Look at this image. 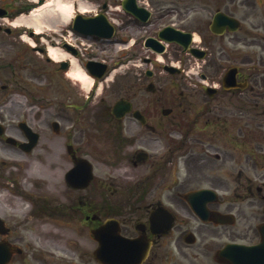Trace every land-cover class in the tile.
I'll return each mask as SVG.
<instances>
[{
  "label": "flooded vegetation",
  "instance_id": "flooded-vegetation-1",
  "mask_svg": "<svg viewBox=\"0 0 264 264\" xmlns=\"http://www.w3.org/2000/svg\"><path fill=\"white\" fill-rule=\"evenodd\" d=\"M123 1L112 0L113 8L119 6V11L112 10V39L96 38V54L78 51L84 67L90 60L108 65L107 75L95 79L102 82V96L85 99L80 85L66 80L70 61L55 64L45 49L38 63L25 60L20 66L29 74L45 73L49 86L56 81L65 94L59 115L64 125L61 151L66 172L82 158L93 168L125 167L134 174L126 196H116L115 187L111 202L103 198L96 205L80 197L72 202L71 210L76 218L86 210L109 211L120 221L123 236H144L151 243L144 264H220L214 262L220 249L230 242L258 244V228L264 224V0H231L243 12L238 18L240 29L221 36L213 34L209 24L218 11L234 16L229 0L219 1L215 12L213 0H205L209 37L199 31L201 40L196 44L194 39L192 47L208 52L214 40L228 46L259 47L258 53L237 51L241 67L232 89L210 73L189 74L186 69L194 56L159 36L167 26L194 34L193 8H182L174 0H128L126 11ZM12 2L0 0V15L11 17L17 11ZM155 41L166 44L163 53H158L161 46ZM61 45L66 52L76 50ZM119 46L126 51L117 52ZM234 50L222 49L221 56L229 58ZM249 62L253 65L246 68ZM166 66L179 72L171 73ZM199 74H204L207 86L199 84ZM120 100L131 106L123 117L113 113ZM201 189L216 193L200 198L208 210L236 213L237 223L231 227H242L234 237H229V226L201 220L184 198ZM229 189H234L236 199L229 200ZM91 223L94 228L100 220Z\"/></svg>",
  "mask_w": 264,
  "mask_h": 264
},
{
  "label": "rangeland",
  "instance_id": "rangeland-1",
  "mask_svg": "<svg viewBox=\"0 0 264 264\" xmlns=\"http://www.w3.org/2000/svg\"><path fill=\"white\" fill-rule=\"evenodd\" d=\"M28 2V0H26ZM51 1V0H50ZM90 4H93L95 7L98 5H102L105 1L110 2L112 4V0H88ZM217 0H214L216 2ZM221 1V0H218ZM195 2V3H194ZM174 3L179 4L182 8L190 6L192 8H196L195 11H199L201 6H204L205 1L201 3V5L196 2V0L186 1V0H174ZM235 4L229 1V6H231V9L235 12L236 16H242L243 12L242 10L238 9ZM75 10H77L75 8ZM77 11L74 13L76 14ZM205 14H209V8L205 11ZM200 14H196L198 17ZM42 21H40V25L44 26V30L46 32H49L47 30V24H45L47 18L44 19V17L41 18ZM200 20L202 22L200 23ZM207 22V17H200L198 18L197 24V32L203 31ZM53 26L59 27L64 26V24H61L60 22L57 24H54ZM29 30V29H26ZM28 32V31H27ZM72 37H74L72 35ZM70 37V39H72ZM39 41V40H38ZM25 45V43L22 41V38H19V36H7L6 34L0 33V122L7 125L8 128V135L15 137L16 135L19 136L20 131L17 128L16 130V119L15 117H19V113H23L24 109H21L20 107L16 106L15 108H2L4 106L8 105V101L10 102L11 99L14 98L15 92H20V97H24L25 92H21L18 90L17 83L12 79L14 77L20 76L22 80L25 81V83L30 80L31 76L29 74V71L21 70L19 71L20 64L25 62L26 55L25 53H20V47ZM38 45L41 47L43 46L42 42L39 41ZM83 45V44H82ZM90 43L84 45L85 48H91ZM93 46H96L95 43H93ZM220 44L214 45L215 51H220ZM92 49V48H91ZM245 50H255L254 48L251 49H245ZM83 51H87L84 49ZM23 52V51H22ZM25 52V51H24ZM97 53V52H96ZM95 53V54H96ZM29 55H33L31 58L35 57L36 59L40 57L39 54H37L34 51H29ZM61 54H58V57H60ZM219 58V55H218ZM225 58H219L218 60H215L212 57L207 58V62H199V61H192L190 64V68L194 70L199 69H207L210 73L214 74L219 70L222 71V69L225 67L226 64H232L237 63V59L231 58L228 59V62L222 61ZM24 62H23V61ZM184 64V62H183ZM222 64H225L224 66H221ZM13 65V66H12ZM18 67L17 73H14L13 67ZM14 67V68H15ZM12 70V71H11ZM12 72V73H11ZM21 74V75H20ZM39 74V73H38ZM45 80L44 78L40 77V80ZM67 80V78H66ZM69 81V80H68ZM2 86H5V88H2ZM15 116V117H14ZM22 116H30L28 113L23 114ZM39 116V115H37ZM40 119L31 117L28 121L32 124L39 127V130L42 132H46L47 134L43 135L42 142L37 146L34 152L27 154V156L23 155L21 152H19L16 148H13L12 146L6 144L3 140H0V173H5V176H9L11 181H19L18 172H16V169L19 168H12L11 173L10 170H8V164L7 162H10L11 159H15L16 157L20 158H27L30 161L35 160L38 163L42 164L41 169H46L47 166H49L51 169H55L58 171V173L62 177V185L57 184L53 188H51L49 191L48 189L43 186L42 188L35 189V194L41 198H43L46 195L54 194L57 198H61L64 196L72 195L73 192L69 189H66L67 186L64 183L63 177H64V166L63 161L61 158V142L62 137L61 136H52L49 135V133L52 131L50 126H47L48 122L43 119V116H39ZM7 161V162H5ZM50 162H53V165L51 167ZM45 172V171H42ZM9 174V175H8ZM96 176L99 177L101 180H103L106 184L105 188L100 187L99 183H96L95 186L88 192L85 193L87 198H95L92 200L94 204H97L99 202H102V198L105 196L112 197V187L119 188L120 191H125V188L127 185L132 183L134 181V174L133 172L128 169L126 172V175L120 174L116 169H112V172L105 168H97ZM7 177L0 175V193L4 195V199L0 202V217H2L5 221L9 223L11 233L7 236H3L0 234V241L5 239L9 242L15 244L16 246H19L22 248L21 254H14L12 260L8 264H42L40 262H36L34 258L37 257L39 250H42V247L48 248L47 246H50V243L56 242V238L60 237L63 240L64 249L66 247V250H68L70 253L72 251L76 252L78 251L79 259L78 264H97L92 256L90 255V252H93L95 248V243L89 238L88 231L86 228L80 231L81 228H77L75 226L76 222L70 221L71 217H59L61 221L57 220L53 217V220H41L36 219L35 216H31L29 214H20L15 210V204L17 200L20 198L17 192L18 190L12 188L11 181L7 180ZM117 179V180H115ZM5 184H7L8 189L3 190L2 188ZM21 189V188H20ZM96 189H99L97 191ZM106 191V192H105ZM50 193V194H49ZM60 194V195H59ZM120 193L118 192L116 196H119ZM124 196H126L124 194ZM48 227L50 230L55 231L52 233H44L41 228ZM242 227V226H237ZM238 228H232L229 229V237H234L233 233L237 231ZM70 241H73L76 244L77 248H72L70 245ZM45 243H48L46 245ZM69 248V249H68ZM52 249V248H49ZM37 254V255H36ZM84 255V256H82ZM57 264V263H56Z\"/></svg>",
  "mask_w": 264,
  "mask_h": 264
},
{
  "label": "bare ground",
  "instance_id": "bare-ground-1",
  "mask_svg": "<svg viewBox=\"0 0 264 264\" xmlns=\"http://www.w3.org/2000/svg\"><path fill=\"white\" fill-rule=\"evenodd\" d=\"M80 6V11L82 12H88L91 11L92 8L89 7L85 2H80L79 4ZM56 11L57 15L55 17H58V20L61 21H67L71 18V15L74 11V2L73 0H51L48 1L46 4H44L42 7H40L39 9H37L35 11V13H33L30 17H20L16 20L15 24L16 25H24L26 27H30V28H34L35 30H37L36 32L39 33H43V28L40 26V21L42 17L45 18H55L52 17L54 15V12ZM28 41V40H27ZM29 42V41H28ZM59 51L58 50H52L51 53L58 58V60H61V58H63L65 55L62 54L61 57L56 56L57 53ZM71 76L76 79L81 81L84 86H86L87 88L90 86L91 83V79L87 76V74L85 72H83L79 66L76 63V60H73V67H72V71H71ZM12 106H16V103H13ZM40 169L38 168V166H29V169L26 173V178L28 179H37V182L40 183L43 178L40 175ZM50 178L53 181L57 180V175L51 174ZM58 183V180H57ZM4 195H2V193H0V202L4 199ZM16 208L15 210L18 213H26L27 210L23 209L22 204L20 203L19 200H17L16 204H15ZM41 230L44 233H52L53 231L50 230L48 227H43L41 228ZM46 245H48V243H45ZM56 248L60 249L58 245H54Z\"/></svg>",
  "mask_w": 264,
  "mask_h": 264
},
{
  "label": "water",
  "instance_id": "water-1",
  "mask_svg": "<svg viewBox=\"0 0 264 264\" xmlns=\"http://www.w3.org/2000/svg\"><path fill=\"white\" fill-rule=\"evenodd\" d=\"M79 28L84 31H90L91 33H100L107 37L111 36L110 31L111 27L107 20L102 18L88 19L83 21L82 25ZM105 31V32H104ZM96 238L100 241V248L96 252L97 259L104 264H129L127 262L131 261L130 248L127 243L114 239L112 236V221L106 222L97 232ZM113 240L117 242V247L114 246ZM124 244H122V243ZM244 249L238 246H230L228 252L233 255V261H238V256H240ZM124 253L120 255V253ZM120 260V263L115 262V260Z\"/></svg>",
  "mask_w": 264,
  "mask_h": 264
}]
</instances>
